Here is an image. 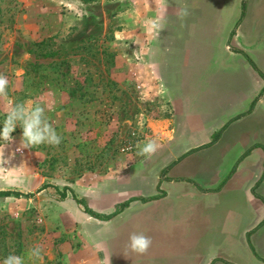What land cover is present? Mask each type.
<instances>
[{
  "label": "rangeland",
  "instance_id": "obj_1",
  "mask_svg": "<svg viewBox=\"0 0 264 264\" xmlns=\"http://www.w3.org/2000/svg\"><path fill=\"white\" fill-rule=\"evenodd\" d=\"M111 3L0 0V73L9 80L7 100L0 99V126L6 104L30 102L45 108L62 137L58 147L16 151L22 129L12 133L5 159L15 155L4 166L9 172L0 174V191L28 196L0 197V264L9 254L25 256L26 264H32L27 253L35 246L43 250V264H101L97 245L105 240L106 253L119 243L126 245L124 235L136 228V219L132 210L111 223L98 221L83 213V207L106 215L98 211L121 198L112 192L120 188L117 181L152 179L156 154L150 159L136 154L146 138L161 149L172 144L176 111L136 74L140 48L129 38L114 36ZM194 176L203 177L198 167ZM207 209L206 203L173 207L179 219L194 223L200 247L221 240L209 228L216 223V212ZM241 209L244 221L249 213ZM259 231L264 240V228Z\"/></svg>",
  "mask_w": 264,
  "mask_h": 264
},
{
  "label": "crops",
  "instance_id": "obj_2",
  "mask_svg": "<svg viewBox=\"0 0 264 264\" xmlns=\"http://www.w3.org/2000/svg\"><path fill=\"white\" fill-rule=\"evenodd\" d=\"M111 1L114 36L145 49L135 62L136 74L176 112L172 144L157 151L152 179L129 176L124 184L117 181L120 188L112 192L121 197L119 202L111 200L98 211L108 214L130 197L160 192L156 200L129 203L110 220L133 210L136 228L124 235L126 245L119 243L111 253L102 248V260L111 256V264H264L259 231L264 228L263 81L244 58L264 76V0H165L159 4L161 10L167 8L164 30L155 38L143 24L156 15L155 0ZM184 8L189 15L181 20ZM217 133L212 144L192 151ZM196 167L203 177L194 176ZM132 180L135 184L130 185ZM189 203H206L207 210L216 212V223H209L221 239L215 246L200 247L194 223L173 213L176 204ZM241 207L249 213L244 221ZM133 232L151 237L147 254L129 250Z\"/></svg>",
  "mask_w": 264,
  "mask_h": 264
},
{
  "label": "clouds",
  "instance_id": "obj_3",
  "mask_svg": "<svg viewBox=\"0 0 264 264\" xmlns=\"http://www.w3.org/2000/svg\"><path fill=\"white\" fill-rule=\"evenodd\" d=\"M156 3V15L154 17L145 18L143 21L145 31L153 38L159 37L164 30L165 13L167 8L163 10L159 8V4L165 3V0H155ZM189 15L186 8L181 9L179 12V18L183 20ZM140 52H145V49L141 48ZM9 80L6 75L0 73V99L7 100L8 97ZM22 129L21 144L16 151L21 149H31L41 145H49L52 147H58L61 143L62 137L56 132L52 123H50L45 116V108L39 104L31 105L21 104H6V118L0 126V174L9 172L4 167L9 163V160L14 157L15 153H12L8 159H5V149L8 145L14 142L13 132L17 127ZM161 147L153 139L146 138V141L141 146L137 145L139 149L136 153L137 156L150 159L154 156ZM22 166V165H21ZM13 170V169H12ZM11 171V170H10ZM152 239L150 236L143 232H133L129 236L128 248L131 252L145 255L148 253L152 246ZM98 249H102V245H97ZM27 259L32 261V264H43V250L40 246L32 247L28 250ZM2 264H26L25 256L9 254L4 257ZM101 264H111V256H105Z\"/></svg>",
  "mask_w": 264,
  "mask_h": 264
},
{
  "label": "trees",
  "instance_id": "obj_4",
  "mask_svg": "<svg viewBox=\"0 0 264 264\" xmlns=\"http://www.w3.org/2000/svg\"><path fill=\"white\" fill-rule=\"evenodd\" d=\"M244 58H245L246 62L248 63V65L259 75V77L263 81V87H262V89H261V91L259 93V94H261L264 91V76L256 69L254 64L249 59H247L246 57H244ZM217 136H218V133L212 136L210 143H208L206 145H203V146H200L197 149H194L192 151L207 147L209 144H212L216 140ZM263 166H264V160H263ZM263 175H264V172H263L262 176ZM59 194H60V198L61 199L65 198V193L63 191L60 192ZM8 196L18 197V196H28V194L22 195V193L14 192V191H0V197H8ZM71 198L75 201V203L77 205H80V206L82 205L79 201H77L75 199L73 194L71 195ZM158 198H159V196H150V197H147V198L130 197V198H128V199L116 204L114 206L113 211L111 213H109V214H106V215L95 214L92 211H90L89 209H87L86 207H83L82 212L85 213L86 215H88L89 217L94 218V219H96L98 221H109L113 217L118 215L120 212H122L128 206V204L133 202V201H139L141 203H146V202H150V201L156 200Z\"/></svg>",
  "mask_w": 264,
  "mask_h": 264
}]
</instances>
